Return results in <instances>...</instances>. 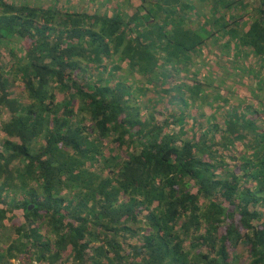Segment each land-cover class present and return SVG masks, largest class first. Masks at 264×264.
Listing matches in <instances>:
<instances>
[{
    "label": "trees",
    "instance_id": "obj_1",
    "mask_svg": "<svg viewBox=\"0 0 264 264\" xmlns=\"http://www.w3.org/2000/svg\"><path fill=\"white\" fill-rule=\"evenodd\" d=\"M94 1L0 0V264H264V0Z\"/></svg>",
    "mask_w": 264,
    "mask_h": 264
},
{
    "label": "rangeland",
    "instance_id": "obj_2",
    "mask_svg": "<svg viewBox=\"0 0 264 264\" xmlns=\"http://www.w3.org/2000/svg\"><path fill=\"white\" fill-rule=\"evenodd\" d=\"M37 3H40V2H44L45 1V4H47V5H50L51 4V1H53V0H35ZM60 1V0H59ZM66 3L68 2V0H64ZM76 1H78V2H81L80 3V5H83L84 3H88V5L86 6V8H87V10H90V11H94L95 9H97L96 7V3H97V1H94V0H72V2H76ZM84 1V2H83ZM195 1L196 0H192V2H194L195 3ZM205 3H206V0L205 1H203V2H201V3H199L198 5L199 6H204L205 5ZM99 4H101V3H99ZM95 6V7H94ZM204 12H206V11H204Z\"/></svg>",
    "mask_w": 264,
    "mask_h": 264
},
{
    "label": "water",
    "instance_id": "obj_3",
    "mask_svg": "<svg viewBox=\"0 0 264 264\" xmlns=\"http://www.w3.org/2000/svg\"><path fill=\"white\" fill-rule=\"evenodd\" d=\"M29 206H31V205H29ZM29 206H28V208H29Z\"/></svg>",
    "mask_w": 264,
    "mask_h": 264
}]
</instances>
